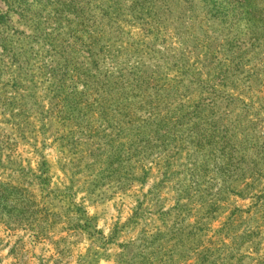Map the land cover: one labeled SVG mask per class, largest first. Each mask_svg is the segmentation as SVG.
Returning <instances> with one entry per match:
<instances>
[{
  "label": "rangeland",
  "instance_id": "1",
  "mask_svg": "<svg viewBox=\"0 0 264 264\" xmlns=\"http://www.w3.org/2000/svg\"><path fill=\"white\" fill-rule=\"evenodd\" d=\"M223 254L264 264V0H0V264Z\"/></svg>",
  "mask_w": 264,
  "mask_h": 264
},
{
  "label": "trees",
  "instance_id": "2",
  "mask_svg": "<svg viewBox=\"0 0 264 264\" xmlns=\"http://www.w3.org/2000/svg\"><path fill=\"white\" fill-rule=\"evenodd\" d=\"M198 228V227H197ZM222 232V231H221ZM214 240H217L216 242L214 241ZM213 240V242H212V244H213V246H211V249L210 248H205L204 249V253L205 254H209L210 252H212L213 250L212 249H214V250H216V246L218 245L219 247H223V248H228V246H227V244L225 243L226 241H225V238L223 237V235H222V233L220 234V237H218V238H216V239H214ZM214 247V248H213ZM214 252V251H213ZM212 252V253H213ZM211 257H215V256H213V254H211ZM221 257V258H220ZM219 258H220V262H221V264H234V263H232V261H234V259H236V258H234V259H232V258H227V256H225L224 254H223V256H220ZM250 258V257H249ZM236 264H238V263H236Z\"/></svg>",
  "mask_w": 264,
  "mask_h": 264
}]
</instances>
